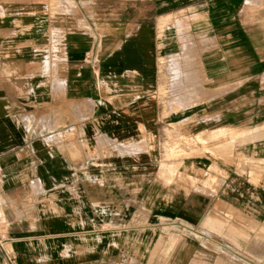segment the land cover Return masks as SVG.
I'll use <instances>...</instances> for the list:
<instances>
[{
    "label": "crops",
    "instance_id": "crops-1",
    "mask_svg": "<svg viewBox=\"0 0 264 264\" xmlns=\"http://www.w3.org/2000/svg\"><path fill=\"white\" fill-rule=\"evenodd\" d=\"M0 264H264V0H0Z\"/></svg>",
    "mask_w": 264,
    "mask_h": 264
},
{
    "label": "built area",
    "instance_id": "built-area-1",
    "mask_svg": "<svg viewBox=\"0 0 264 264\" xmlns=\"http://www.w3.org/2000/svg\"><path fill=\"white\" fill-rule=\"evenodd\" d=\"M90 63L93 66V68L96 66V60H94L93 58L90 59Z\"/></svg>",
    "mask_w": 264,
    "mask_h": 264
}]
</instances>
